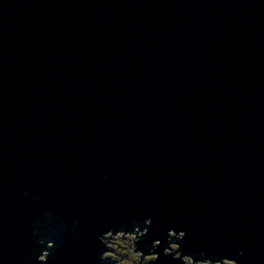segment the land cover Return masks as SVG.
<instances>
[{
    "label": "water",
    "instance_id": "1",
    "mask_svg": "<svg viewBox=\"0 0 264 264\" xmlns=\"http://www.w3.org/2000/svg\"><path fill=\"white\" fill-rule=\"evenodd\" d=\"M149 216L264 264V0H0V264H34L32 219L92 264Z\"/></svg>",
    "mask_w": 264,
    "mask_h": 264
},
{
    "label": "clouds",
    "instance_id": "2",
    "mask_svg": "<svg viewBox=\"0 0 264 264\" xmlns=\"http://www.w3.org/2000/svg\"><path fill=\"white\" fill-rule=\"evenodd\" d=\"M107 179V173L101 177ZM25 193H28L26 196ZM22 197H28L29 192L23 189L20 193ZM37 197L31 196L29 203L35 202ZM36 216L42 217L43 221H48L52 216L51 210H38ZM79 220L73 218L68 226L69 235L73 236L75 243L79 237L75 235V229ZM131 223V227H129ZM173 224L180 223L177 220ZM152 225L151 216L145 218L142 224L135 220L113 223L107 226L106 230L97 235V248L95 250V259L92 264H157L159 256L162 254L170 257L169 264H240V261L231 258L232 253L227 256L212 258V254L205 251L193 253L186 247L182 248L181 243L186 237V231L183 228L177 229L169 227L166 232L157 229L150 233ZM49 227H52L50 224ZM31 234L26 236L22 244L27 246L29 242L34 244L29 249L30 258L34 264H48L52 252L57 248L59 236L55 239H47L48 233L42 231L41 220L32 219L30 222ZM40 237V238H37ZM167 244V247L161 248V242ZM62 247V245H61ZM236 256H243V251H237ZM68 258V253H64V259Z\"/></svg>",
    "mask_w": 264,
    "mask_h": 264
},
{
    "label": "snow or ice",
    "instance_id": "3",
    "mask_svg": "<svg viewBox=\"0 0 264 264\" xmlns=\"http://www.w3.org/2000/svg\"><path fill=\"white\" fill-rule=\"evenodd\" d=\"M28 195V193L26 194V196Z\"/></svg>",
    "mask_w": 264,
    "mask_h": 264
}]
</instances>
